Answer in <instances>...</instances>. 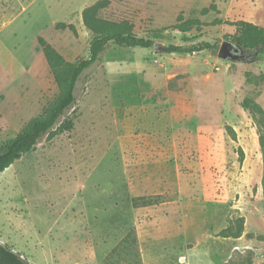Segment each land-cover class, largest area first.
Segmentation results:
<instances>
[{"label": "rangeland", "instance_id": "1", "mask_svg": "<svg viewBox=\"0 0 264 264\" xmlns=\"http://www.w3.org/2000/svg\"><path fill=\"white\" fill-rule=\"evenodd\" d=\"M98 1L0 0V147L60 95L39 39L87 59ZM108 1L98 17L153 46L109 43L73 129L0 173V244L30 264H264V56L230 25L264 28V0ZM225 41L246 61L165 53Z\"/></svg>", "mask_w": 264, "mask_h": 264}, {"label": "trees", "instance_id": "2", "mask_svg": "<svg viewBox=\"0 0 264 264\" xmlns=\"http://www.w3.org/2000/svg\"><path fill=\"white\" fill-rule=\"evenodd\" d=\"M108 4V0H101L85 8L81 13L83 25L93 33L87 59L73 65L68 64L49 45L39 39L44 57L61 92L41 115L32 118L14 138L0 147V173L33 151L42 138L52 139L73 129V122L67 118L66 112L76 103V84L85 70L100 62L101 55L109 43L123 49H147L153 46L151 39L133 35L125 27L99 18L98 10ZM192 23L196 24L198 30L199 23L196 20L191 21L190 26L186 29H183L181 25H175L174 29L185 32L191 28ZM230 25L235 27L237 36L234 38V42L237 45L251 52L254 57L264 56V28L244 21L233 22ZM56 26L58 28L64 27L61 23ZM68 27L72 29V26ZM213 48L215 47L205 42L185 46L171 44L165 48V53L193 55L207 50L211 51ZM0 264L30 263L7 245L0 244Z\"/></svg>", "mask_w": 264, "mask_h": 264}, {"label": "water", "instance_id": "3", "mask_svg": "<svg viewBox=\"0 0 264 264\" xmlns=\"http://www.w3.org/2000/svg\"><path fill=\"white\" fill-rule=\"evenodd\" d=\"M158 52L162 51L161 46H157L156 48ZM210 55L216 56L223 60H232L235 62H243L246 61V57L238 46L234 45L231 42H223L218 49H212L210 51Z\"/></svg>", "mask_w": 264, "mask_h": 264}]
</instances>
